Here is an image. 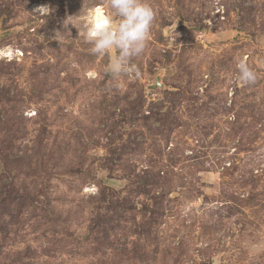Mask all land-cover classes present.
<instances>
[{
  "label": "rangeland",
  "instance_id": "rangeland-1",
  "mask_svg": "<svg viewBox=\"0 0 264 264\" xmlns=\"http://www.w3.org/2000/svg\"><path fill=\"white\" fill-rule=\"evenodd\" d=\"M146 3L116 79L109 0H0V264H264V0Z\"/></svg>",
  "mask_w": 264,
  "mask_h": 264
},
{
  "label": "clouds",
  "instance_id": "clouds-1",
  "mask_svg": "<svg viewBox=\"0 0 264 264\" xmlns=\"http://www.w3.org/2000/svg\"><path fill=\"white\" fill-rule=\"evenodd\" d=\"M109 7L110 13L107 14H101L99 9L89 12L84 28L85 40L92 46L90 51L93 54L105 55L111 50L116 51L108 71L118 79L122 75L137 72V67L132 61L146 48L155 11L146 0H109ZM46 10L49 8L42 6L37 8L36 12ZM114 18H118V23ZM238 70L241 82H255V73L246 63L241 61Z\"/></svg>",
  "mask_w": 264,
  "mask_h": 264
},
{
  "label": "bare ground",
  "instance_id": "bare-ground-1",
  "mask_svg": "<svg viewBox=\"0 0 264 264\" xmlns=\"http://www.w3.org/2000/svg\"><path fill=\"white\" fill-rule=\"evenodd\" d=\"M100 13L102 14L101 10L99 9Z\"/></svg>",
  "mask_w": 264,
  "mask_h": 264
},
{
  "label": "water",
  "instance_id": "water-1",
  "mask_svg": "<svg viewBox=\"0 0 264 264\" xmlns=\"http://www.w3.org/2000/svg\"><path fill=\"white\" fill-rule=\"evenodd\" d=\"M158 83V82H157ZM159 84V83H158Z\"/></svg>",
  "mask_w": 264,
  "mask_h": 264
}]
</instances>
